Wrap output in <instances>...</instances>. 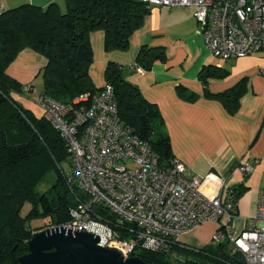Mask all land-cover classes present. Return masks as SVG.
Returning a JSON list of instances; mask_svg holds the SVG:
<instances>
[{
	"label": "trees",
	"instance_id": "obj_1",
	"mask_svg": "<svg viewBox=\"0 0 264 264\" xmlns=\"http://www.w3.org/2000/svg\"><path fill=\"white\" fill-rule=\"evenodd\" d=\"M151 8L140 0H65L64 6L58 1L47 6L26 2L0 12V264H20L19 258L29 253V241L40 231L33 220H45L48 228L63 225L72 218V209L87 199L80 187L67 182L72 166L68 142L45 115H37L17 99L23 84L7 73L8 66L21 50L33 48L48 59L41 71L42 95L70 104L74 110L87 107L89 101L78 98L101 88L89 72L93 63L91 32L105 30L107 50H126ZM159 59H166L165 50L144 44L136 64L150 69ZM132 70L110 61L107 83L114 88L123 123L149 140L161 164L168 165L174 153L170 136L162 131L163 116L139 86L129 81ZM228 74L224 67L207 65L201 79L205 95L221 100L235 113L245 90L244 79L222 92L209 89L212 78L223 79ZM179 91L188 101L199 97L185 87ZM52 173L57 176L53 183L41 189L44 178ZM246 188L233 192L237 200ZM28 203L30 208L24 211ZM224 246L220 242L196 249L179 243L169 252L144 250L139 257L154 264H230L236 256ZM172 251L185 257L175 262L167 255Z\"/></svg>",
	"mask_w": 264,
	"mask_h": 264
},
{
	"label": "built area",
	"instance_id": "obj_2",
	"mask_svg": "<svg viewBox=\"0 0 264 264\" xmlns=\"http://www.w3.org/2000/svg\"><path fill=\"white\" fill-rule=\"evenodd\" d=\"M140 1L152 7L192 8L216 58L264 55V0ZM131 67L144 69L136 63ZM260 72L264 74V65ZM80 99L89 101L88 106L74 110L70 104L38 98L46 118L68 142V184L87 195L63 225L97 235L100 245L116 247L128 258L144 250L169 252L176 244L185 245V232L208 220L219 221L213 239L225 242V250L236 256L230 264H264V188L258 212L262 223L237 231L233 218L238 200L226 177L193 173L175 155L170 164L162 165L151 142L123 123L111 84ZM254 166L246 159L240 169L247 176Z\"/></svg>",
	"mask_w": 264,
	"mask_h": 264
},
{
	"label": "crops",
	"instance_id": "obj_3",
	"mask_svg": "<svg viewBox=\"0 0 264 264\" xmlns=\"http://www.w3.org/2000/svg\"><path fill=\"white\" fill-rule=\"evenodd\" d=\"M52 1L65 3V0H3L0 4L7 9L26 2L47 6ZM90 40L93 63L89 72L97 87L107 83L105 73L110 61L131 66L137 63L144 44L165 50V60L155 61L150 69H134L127 78L139 86L147 100L158 106L164 119L162 131L170 136L174 155L193 173L205 176L216 172L226 177L230 185L242 183L233 191L247 187L237 201L233 218L235 229L242 231L259 226L262 223L258 218L260 191L264 188V74L260 72L264 55L253 53L226 62L217 60L205 43L193 9L180 5L153 6L142 26L131 35L126 50H107L103 29L92 31ZM47 63L46 56L27 47L11 62L7 73L24 88L32 86L37 90L35 80L40 78ZM214 64L228 69L229 74L223 79L212 78L211 92L225 91L244 79L245 90L235 113L221 100L205 95L201 72L207 65ZM179 87L199 97L188 101L181 96ZM27 94L16 93L24 106ZM246 159L255 163L247 176L240 169ZM217 228L216 222L207 221L181 240L189 246L203 247L208 245Z\"/></svg>",
	"mask_w": 264,
	"mask_h": 264
},
{
	"label": "water",
	"instance_id": "obj_4",
	"mask_svg": "<svg viewBox=\"0 0 264 264\" xmlns=\"http://www.w3.org/2000/svg\"><path fill=\"white\" fill-rule=\"evenodd\" d=\"M241 186L234 184L231 189ZM29 247V253L19 258L20 264H154L139 256L125 258L120 249L100 245L97 235L65 225L37 231ZM238 261L245 262L242 258Z\"/></svg>",
	"mask_w": 264,
	"mask_h": 264
},
{
	"label": "rangeland",
	"instance_id": "obj_5",
	"mask_svg": "<svg viewBox=\"0 0 264 264\" xmlns=\"http://www.w3.org/2000/svg\"><path fill=\"white\" fill-rule=\"evenodd\" d=\"M3 0H0V2H2ZM65 4V3H64ZM64 4H63V6H64ZM8 8V7H7ZM217 60H219V61H222V62H226L227 60H224V59H221V58H216ZM41 74V76H40V78H37L36 80H35V85L37 86V90H36V88L33 90V87L32 86H28V88H22L21 89V92H26V93H28L27 94V100H25L24 102H26L27 104H25L27 107L29 106L30 108L32 107V108H34L36 111H38V114H40L41 116H42V114H43V108L40 106V104H39V102H38V98L40 97V95H41V93L43 92L42 90L44 89V79H43V75H42V73H40ZM57 176H56V174H49L47 177H45L44 178V182H43V184L40 186V188L41 189H43V188H47L48 187V185H50V184H52L53 183V181H54V179L56 178ZM30 208V204L28 203V204H26V206H25V208H24V211H26V210H28ZM208 221H213V220H208ZM207 222V221H206ZM213 222H216L218 225L220 224V222L219 221H213ZM259 222V221H258ZM32 223H34V225L33 226H35V228H40V230H43V229H46V228H48V227H46V226H44L45 224H46V222H45V220L43 221V219H36V220H33L32 221ZM201 225V224H200ZM47 226H49V225H47ZM193 229H195V228H193ZM193 229H191V230H193ZM218 229V228H217ZM217 229H216V231H217ZM191 230H189V231H191ZM189 231H187V232H185L183 235H182V237H181V239L183 240L184 239V236H185V234L186 233H188ZM215 231V232H216ZM214 235V234H213ZM213 235H212V237H211V239H210V242L208 243V244H214V245H216V244H218V242H216V241H214V239H213ZM168 256H170V258L172 259V260H175V262H180V261H182L180 258H184L185 256H183V255H181V254H179V252H177V251H172V252H170V253H168L167 254Z\"/></svg>",
	"mask_w": 264,
	"mask_h": 264
}]
</instances>
